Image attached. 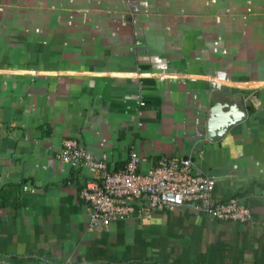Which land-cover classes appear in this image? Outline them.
<instances>
[{
    "label": "crops",
    "instance_id": "crops-1",
    "mask_svg": "<svg viewBox=\"0 0 264 264\" xmlns=\"http://www.w3.org/2000/svg\"><path fill=\"white\" fill-rule=\"evenodd\" d=\"M32 12L0 22V264H264V0ZM69 138L111 170L189 157L251 220L175 207L89 229L88 172L56 158Z\"/></svg>",
    "mask_w": 264,
    "mask_h": 264
},
{
    "label": "built area",
    "instance_id": "built-area-1",
    "mask_svg": "<svg viewBox=\"0 0 264 264\" xmlns=\"http://www.w3.org/2000/svg\"><path fill=\"white\" fill-rule=\"evenodd\" d=\"M56 158L88 172L78 197L89 209V229L106 227L115 220H140L175 207L220 221L248 223L252 217L250 208L238 198L215 201L214 177L197 172L189 157L161 156L141 172L139 157L130 150L123 167L111 170L106 156L94 159L77 140L69 138ZM23 188L28 190L26 185Z\"/></svg>",
    "mask_w": 264,
    "mask_h": 264
},
{
    "label": "rangeland",
    "instance_id": "rangeland-1",
    "mask_svg": "<svg viewBox=\"0 0 264 264\" xmlns=\"http://www.w3.org/2000/svg\"><path fill=\"white\" fill-rule=\"evenodd\" d=\"M32 3L33 0H0V22L20 20V14L31 17ZM29 7V11L23 12V8L27 10Z\"/></svg>",
    "mask_w": 264,
    "mask_h": 264
}]
</instances>
